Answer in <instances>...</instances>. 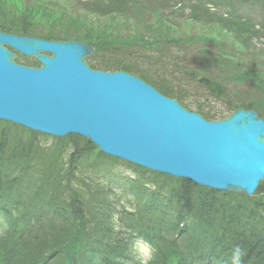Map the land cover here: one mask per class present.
<instances>
[{
	"label": "trees",
	"instance_id": "trees-1",
	"mask_svg": "<svg viewBox=\"0 0 264 264\" xmlns=\"http://www.w3.org/2000/svg\"><path fill=\"white\" fill-rule=\"evenodd\" d=\"M181 1L158 0L152 7L170 9ZM140 2L129 0L136 12ZM251 2L258 5L260 0ZM83 3L89 18L41 2L13 7L11 0H0V30L87 42L95 48L93 67L133 73L208 120L240 107L264 116L262 75L213 51L217 38H178L163 24L164 13L150 14V26L142 27L139 35L121 37L105 25L126 10L125 0ZM197 4L189 6L186 19L217 27L219 33H230L235 41L252 47L256 31L250 20L210 13L202 5L206 3ZM148 14L144 7L138 16ZM100 23L104 29L95 26ZM195 47L205 70L233 68L224 83L257 88L258 107L254 100L232 104L222 94L223 82L192 69L190 52ZM190 85L220 104L210 108L189 99ZM136 234L156 248L149 264H264V183L256 197L247 199L109 158L76 136L52 138L0 122V264H137L130 248Z\"/></svg>",
	"mask_w": 264,
	"mask_h": 264
},
{
	"label": "water",
	"instance_id": "water-1",
	"mask_svg": "<svg viewBox=\"0 0 264 264\" xmlns=\"http://www.w3.org/2000/svg\"><path fill=\"white\" fill-rule=\"evenodd\" d=\"M93 48L0 32V120L195 185L251 197L264 180V118L207 121L126 72L92 70ZM39 66L15 62L17 54Z\"/></svg>",
	"mask_w": 264,
	"mask_h": 264
},
{
	"label": "rangeland",
	"instance_id": "rangeland-1",
	"mask_svg": "<svg viewBox=\"0 0 264 264\" xmlns=\"http://www.w3.org/2000/svg\"><path fill=\"white\" fill-rule=\"evenodd\" d=\"M80 1V2H79ZM90 0H11V4L14 6H34L36 3H44L50 4L52 8H58L63 10L67 14L70 15H82L89 13L85 10L86 4L83 2H87ZM141 4L136 6V10H140L139 12L135 11V8L130 5L129 0H125L126 2V10H122L123 12L119 15L115 16V21H110L111 18H103L102 21H110L107 27L110 28L112 26L115 32L121 37L130 36L134 37L139 35V32L142 27L150 26V14L157 13L166 15L163 21L165 25L171 26L175 31L171 34L178 38H190L192 35H205L210 34L212 37L217 38L215 48L213 51H221L225 53L229 59L233 62H238L243 70H251L254 71L264 79V2L260 0L258 5H255L251 2V0H196V2H204L207 3L205 7H213L216 12L220 14L228 13L230 17L236 16L241 19L250 20L254 24V30L256 31L255 39L252 42V47L248 44H241L234 40L233 36L229 33L221 32L217 27L209 26V24L205 22H193L192 20L186 19V13L189 12L185 10L183 14L182 8L186 6L187 1L183 0L176 4L173 8H166L164 10L153 8V4H157L158 0H140ZM218 4V6L212 5ZM83 4V5H81ZM199 4H196L197 6ZM203 5V4H202ZM201 5V6H202ZM130 6V9H129ZM145 9L149 12L145 17H140L138 15L142 14V11ZM152 7V8H151ZM215 7V8H214ZM134 8V9H133ZM195 8V7H194ZM199 9V7H196ZM157 11V12H155ZM86 12V13H85ZM177 14V15H173ZM89 18L90 15L86 14ZM140 17V18H135ZM161 18L162 17H158ZM143 19V21H142ZM95 25L97 28L102 27L104 29V24ZM138 24V26H137ZM150 31V27H149ZM141 34V33H140ZM129 38V37H127ZM221 40V41H219ZM197 47L193 48L190 53L194 55L193 63L190 64L192 69L198 70L202 74L209 76L213 80L218 82H223L224 77L228 75V73L234 74V70L232 67H223L222 70L218 68H210L209 70L204 69V61L198 56ZM189 53V54H190ZM107 54H103V58H106ZM123 55H125L123 53ZM138 63V65L142 64ZM137 65V68L139 66ZM167 79V77H166ZM189 94H194L195 96L203 98L205 101V96L198 88L195 86H187ZM222 94H225V98L230 100L232 104L235 105H246L250 101L254 100L256 102L261 92L248 84H237L234 82L224 83L222 85ZM208 105L216 102V100L212 97H207ZM256 105V103H255ZM258 107V105H256ZM260 108V107H259ZM258 112V111H257ZM259 113V112H258ZM260 114V113H259ZM140 254H145V250L139 249ZM142 256V255H141Z\"/></svg>",
	"mask_w": 264,
	"mask_h": 264
},
{
	"label": "clouds",
	"instance_id": "clouds-1",
	"mask_svg": "<svg viewBox=\"0 0 264 264\" xmlns=\"http://www.w3.org/2000/svg\"><path fill=\"white\" fill-rule=\"evenodd\" d=\"M235 256L237 257V259L239 258V249L235 251Z\"/></svg>",
	"mask_w": 264,
	"mask_h": 264
}]
</instances>
